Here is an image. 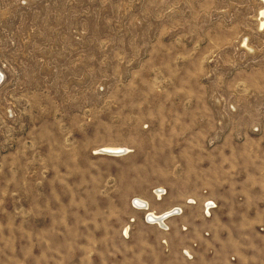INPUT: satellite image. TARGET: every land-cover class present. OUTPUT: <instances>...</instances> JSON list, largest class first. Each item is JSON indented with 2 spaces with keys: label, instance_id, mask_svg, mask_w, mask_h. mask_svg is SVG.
<instances>
[{
  "label": "rangeland",
  "instance_id": "rangeland-1",
  "mask_svg": "<svg viewBox=\"0 0 264 264\" xmlns=\"http://www.w3.org/2000/svg\"><path fill=\"white\" fill-rule=\"evenodd\" d=\"M263 7L0 0V264H214L145 217L228 177L239 143L264 153ZM247 215L228 264H264V213Z\"/></svg>",
  "mask_w": 264,
  "mask_h": 264
},
{
  "label": "crops",
  "instance_id": "crops-1",
  "mask_svg": "<svg viewBox=\"0 0 264 264\" xmlns=\"http://www.w3.org/2000/svg\"><path fill=\"white\" fill-rule=\"evenodd\" d=\"M239 144L240 147H236L235 152L229 153L228 159H223L224 163L233 166L229 172L223 171L228 174V177H210L208 185H200L202 190L190 195H193L192 197L195 199H189L190 196H187L183 203H178L166 198L158 204L161 214L180 205L179 207L183 209V212L172 214L167 218L171 223L167 222L166 226L158 227L162 231L168 232L173 225L174 234L192 231L190 234L193 237L186 235L185 238L191 239V244L203 245L204 259L208 263L228 264L236 260L237 253L233 251L239 249L243 244H252L250 240L246 239V236L249 235L250 231L252 233L258 231L255 225L256 216L247 214L264 213V205L261 203L264 200V153L259 152L252 143L241 142ZM223 161L216 163V165H222ZM237 166H241V168L235 171ZM211 173L213 172L209 171L206 174ZM226 178L229 180L228 182H224ZM213 182L218 183V185H214ZM161 187L166 190L161 198L156 196L155 191H153V197L157 198L158 202L169 191L168 188ZM225 198H228L227 204ZM238 198L243 201L241 204H236ZM206 199H214L216 202V207L210 216H206L204 213L203 202ZM235 206L240 208H234ZM178 219L181 223L174 226ZM197 219L199 223L195 222ZM146 224L155 225L147 222ZM260 229L262 230L261 227ZM206 246H209L208 254H206ZM212 246H216V249H212ZM193 251L192 259L196 258L195 255L201 254L200 249L195 247ZM250 253L245 254L244 257L246 259L254 257Z\"/></svg>",
  "mask_w": 264,
  "mask_h": 264
},
{
  "label": "bare ground",
  "instance_id": "bare-ground-1",
  "mask_svg": "<svg viewBox=\"0 0 264 264\" xmlns=\"http://www.w3.org/2000/svg\"><path fill=\"white\" fill-rule=\"evenodd\" d=\"M262 1L264 2V0H262ZM260 15L263 17L261 26H264V7L261 9ZM121 148H123V147H120V146H106V147H104L103 151L101 150V153L108 154V155L115 156V157H117V156L120 157L121 155H124V154H119V153H125V151H128V149H126V148H123V149H121ZM140 202H142V201L139 200L138 203L140 204ZM143 204H144V202H143ZM174 209H172L171 211H168V212H166L164 214H161L159 216H156V214L151 212L152 214H150V216L152 218H158L159 223L163 224V223H165V219L170 217L173 214Z\"/></svg>",
  "mask_w": 264,
  "mask_h": 264
},
{
  "label": "built area",
  "instance_id": "built-area-1",
  "mask_svg": "<svg viewBox=\"0 0 264 264\" xmlns=\"http://www.w3.org/2000/svg\"><path fill=\"white\" fill-rule=\"evenodd\" d=\"M165 192H166V190L163 189V188H157L156 189V193L159 194V195H161V194H163ZM134 206L139 207V208H144V207H147V202H146V204H139L138 200H135ZM214 206H215V203L212 200H209V201L205 202V206H204L205 207V213L210 215L211 208H213ZM182 212H183V209L181 207H175V209L173 211V214L174 213L179 214V213H182ZM150 214H152L151 211H148L147 214H146L145 219H146L147 222L158 223L161 226H166L165 223H163V224L159 223L158 218H152L150 216Z\"/></svg>",
  "mask_w": 264,
  "mask_h": 264
}]
</instances>
